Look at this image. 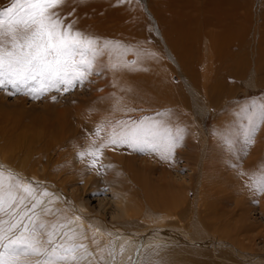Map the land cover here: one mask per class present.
<instances>
[{"label": "rangeland", "instance_id": "1", "mask_svg": "<svg viewBox=\"0 0 264 264\" xmlns=\"http://www.w3.org/2000/svg\"><path fill=\"white\" fill-rule=\"evenodd\" d=\"M239 2L241 5L240 36L244 42L243 59L240 56V60H243L244 67L247 68L246 74L238 79L236 76L228 79L223 78L225 86L220 90L214 89L216 85L213 78V83H210L209 86L214 90H210V92H216L218 96L212 99L204 97L206 94L202 91L204 71L201 62L204 53H206L204 51L207 46L205 43H209L211 49L208 52L212 53V57L218 55L213 52L212 39L207 37L216 36L221 29L216 18L213 17L215 23L202 27L204 33L198 38L201 40L199 49L196 51L197 65L199 64V67L196 65L199 77L198 84H196L198 87H195L196 90L192 89V92L188 90L191 105L186 108L187 110H183L182 124H179V128L183 129V142L184 140L185 142L176 149L172 162H164L159 159L160 163H157L153 160L155 154L133 155L136 163L135 170L140 171L149 165L153 169L148 173L152 181L169 183L171 190L180 197L188 192V200L195 203L199 199H201V205L207 201L202 197L199 198L206 182L214 185L212 188L211 184L208 187L210 188L208 195L216 202L215 211L219 213L217 218H220L221 223L229 222L230 227H233L231 228L234 232L233 237L231 236L229 239L219 237L217 240L221 243L213 246L210 242H207L205 246L203 245L205 242L202 244L200 241L195 242L194 240H192L193 244L187 242L183 244L190 245L192 248L228 249L229 251H223L222 259L215 257L211 259L214 264L264 262V195L254 191L251 186L252 179H250L251 177L257 178L260 171L264 172V121L260 120L258 113L259 106L264 104V67L256 69L257 71L254 69L256 62H259L264 54V0H239ZM82 3L79 8L72 9L73 7L70 6L67 9L70 14L66 19L74 22L76 17L80 19L83 16L80 20H83V25L86 24V28L96 29L101 33L105 31L111 36H115L112 42L118 44L116 47H122L119 50L123 53L117 55L120 58L118 67L110 72L107 70L89 75L82 85L68 93L51 92L43 98L35 100L19 93L9 95L11 89L0 90V148L8 153L14 161L13 163L3 160L0 154V165L4 169L11 170L21 181L31 184L38 193H48V196L54 200L51 207L58 214L74 221H76V216L81 217V220H78L80 221L78 225L86 234L83 243L89 246V250L94 252V256L96 253L93 264H96L97 259L102 260L103 264H118L120 250L112 251V248L105 247V242H102L103 244L99 248L92 244L93 238L97 241L98 235L108 236L111 228L115 231V227L106 224V222L115 221L113 220L114 201L119 198L117 187L113 185L110 188L108 185L110 171L105 172L109 170L112 162L104 151L95 168L88 167L82 171L78 170L81 168L82 160L75 155L66 156L62 161H57L55 157L61 150H52L51 153L44 150L53 129L51 124L57 121L60 117L59 114L67 111L62 115V118H65L70 125L72 124V130L76 129L78 119L82 116L77 112L81 104L83 106L85 101H92L94 97L107 96V91L111 89L112 83L118 84L119 87L130 84L133 74L140 77L144 74L142 77L146 78L148 73L143 71H148L153 75L155 72H159L163 80L169 79L174 85L182 86L185 89L188 84L190 87L195 85L190 74L182 69L184 67L179 64L165 39L166 30L162 27L161 20L167 18L175 23L186 21L189 22L188 25L191 22L195 23L198 18L196 5L203 6L205 0H83ZM8 4L9 0H0V8L6 7ZM198 15L201 16L200 13ZM99 16L101 17L99 18ZM232 19L234 17H229L227 20L225 18V22L231 23ZM65 22L67 23V20ZM196 31L194 30V32ZM194 32L193 30L188 31L186 37L196 35L197 33L194 34ZM92 33L93 31L88 33L89 36H86L99 43V39L96 38L98 35H92ZM181 33V35L184 34V32ZM123 34L130 35V38L125 40ZM106 48L103 46L100 49L105 51ZM240 60L237 58L236 62L241 63ZM215 64L212 62V65ZM193 66L192 62L190 67L193 68ZM250 79L252 80L250 81ZM212 84L214 85L212 86ZM53 96H55V100H53ZM199 105L204 109L202 113L195 110V107ZM173 108L175 106L171 107V109ZM154 110H150L144 115L157 113ZM43 122H47V125ZM192 125L195 135L194 143L190 141L188 133ZM82 126L83 129H86L85 124ZM21 131H25L26 134H22ZM43 133L45 138L43 137L41 142H38V149L42 147L40 150L43 151L39 152L35 149L34 152L30 151L28 147L33 143L31 137ZM82 135H80L81 139L89 136ZM250 135L253 137L251 144L248 143ZM20 137H23L24 141H21ZM201 137H204V140ZM208 140H210L209 147L206 145ZM110 148L112 147L110 146ZM39 156L41 161L36 168H38L40 178L35 179L31 174L29 164H32V157L39 158ZM50 156L56 160L57 167L64 165L67 161L70 165L57 172L54 163L48 162ZM86 161V164L89 165L90 158H86ZM20 162L24 165L23 168L18 165ZM25 166L28 167L25 168ZM43 174H46L47 177H44ZM116 185L118 186V184ZM59 188L64 196L57 192ZM48 219H52V217H48ZM177 220L175 219V222ZM103 221L106 222L103 223ZM133 229L134 231L140 230V228ZM144 230L147 231L146 228ZM177 233L179 234V232ZM213 233L211 231L210 234ZM109 252L113 255L109 256ZM250 252L254 254V259L247 260L244 255ZM187 255L195 257L194 254ZM255 255L257 257L259 255V257L257 258ZM108 257H111V260L107 263ZM155 263L154 261L153 264ZM144 264H150V262Z\"/></svg>", "mask_w": 264, "mask_h": 264}, {"label": "bare ground", "instance_id": "2", "mask_svg": "<svg viewBox=\"0 0 264 264\" xmlns=\"http://www.w3.org/2000/svg\"><path fill=\"white\" fill-rule=\"evenodd\" d=\"M95 2L97 3V1ZM81 3L82 2L79 0H65L64 5L61 6L58 11L60 12L61 16L68 17L70 12L67 11V9L70 8V6L73 7L72 9L75 7L79 8ZM196 6L197 7L195 9L197 10L198 14L200 13L201 16L197 14L198 18L196 19L197 22L195 23L191 22L192 24L190 23L188 25L189 22L186 21L175 23L167 18L161 20L162 27H164L166 30L164 37L173 50L174 53H172L176 56L179 64L184 67L182 69L187 72V74H190L192 81L194 82L193 84L195 85L190 87V84H188L186 89L182 86L178 87V85H174L172 82H170L169 79L163 80L159 72H155L153 75L148 71H143L144 73H148L146 78L142 77L144 74L141 77L137 74H133L130 78V81H132L130 84L119 87L118 84L112 83V87H110L111 89L107 91V96L94 97V99L89 102L84 100V105L82 106L81 104V107L77 109V112L82 116L78 119L79 122L76 124V129L72 130V124L70 125L68 122H66L65 118H62V115L66 114L67 111L59 114L60 117L57 119V121L54 124H51V128L53 129L51 130V135L49 136L50 140L46 149L44 150H46L48 153H51L52 150H61L58 151L57 157H55L57 161H62V159H64L66 156L73 155L81 159L80 153H86L90 148L95 149L107 141L109 134L112 132L113 127L117 125V122H128L129 124H132L141 120H162L172 127L173 130L179 128V124L182 121L181 118L183 110H187L186 108L190 107L191 105L190 96H188V90L192 92V89H197H195V87L197 86L196 84H198L197 81L199 77L196 68L198 63L196 60V51L199 49L201 41L198 38H200L199 36L204 33L202 27L215 23L214 18H216L218 25L221 26L220 32L217 33L216 36L212 35V37L209 36L207 38L210 40L212 39L211 45L213 52L218 55L212 57V53L209 54L208 50L211 49V47L209 43L206 42L205 44L207 46L204 50L206 53H204L205 55L202 57L203 61L201 62L202 70L204 71L202 74V91L204 94H206L204 97L207 96V99L208 97L211 99L217 97L218 94H216V92H210V90L222 89L225 86L223 78L228 79L232 78V76H236L238 79L244 76V74H246L247 68L245 69L243 60H240V56L243 59L242 55L244 42L241 40L242 37L240 36L241 5L239 0H205V4H203V6L201 5L202 7H198L199 5ZM203 7L205 9H202ZM100 17L101 16H99V18ZM229 17H234L235 20L232 19L233 22L231 23L225 22V18L227 20ZM80 19L78 17L75 18V29L82 32L85 36L88 35L89 32L91 33L93 31L92 35H98L96 38L99 39H97L99 43L96 42L94 47L100 54L96 57L92 74H97L104 71L106 72L107 70H109V72L115 70L118 67V63L120 61V58L117 57V55L121 53L120 50L122 49V47H116L118 44H114L112 42L115 39V36H111L110 33L105 31L101 33L96 29L91 30V28H86V24L83 25L84 22ZM66 20L67 23L70 22V20ZM103 26L105 27V25ZM192 30L193 32L194 30H197L194 32V34H197L186 37L187 32ZM181 32H184V34L181 35ZM123 36L125 40L130 38V35L128 34H123ZM123 38L120 37V39ZM104 40L108 41L104 42ZM103 46L104 48L107 47L105 51L100 49L103 48ZM114 47H116V50L113 49ZM237 58H239L241 63L236 62ZM192 62L195 66H193V68L190 67ZM212 62L216 64L212 65ZM198 65L197 67H199ZM263 65L264 54L262 59H260L259 62H256V68L254 69L259 70L261 67H264ZM213 78L215 79L216 85V88L213 87L214 89L209 86L211 85L210 83H213ZM251 80L252 79H250V81ZM213 85L214 84H212V86ZM121 89L123 90L121 91ZM174 106L175 108L171 109V107ZM155 108L159 109L160 111H157ZM154 109L157 111V113L153 115H144L150 110ZM195 110H197L199 113L204 111L201 105L195 107ZM43 124L47 125V122H43ZM83 124L86 125V129H83ZM179 129L183 130L182 128ZM98 130L99 135H96ZM118 130L119 129L117 128V131ZM21 133L24 134L25 131H21ZM188 133L190 136L189 138L191 139L190 141L194 143L195 135L193 131V125L190 126ZM80 135L89 136L81 139ZM43 137L44 133L36 134L35 137H31L33 143H31L28 149H30L32 152H34V149L35 151L42 152L43 150H40L42 147L38 149V142ZM20 139L21 141H24L23 137H20ZM201 139L204 140V137H201ZM184 142L182 140V145ZM206 145L209 147L210 140L206 141ZM111 147L112 148L109 146L103 150L105 155L108 156L112 162L111 166H109V170L105 172L107 173L110 171V173H108L110 176L108 185H110V188L113 185L117 187L119 198L114 201L115 211L113 220L115 221H111V223L103 221V223L106 222L108 226L115 227V231L111 228L109 230L108 236L98 235L97 242L100 245L103 244L102 242H105V247H110V249L112 248V251L114 252L116 250H120L118 253V256H120L118 264H125L126 262H128V264H144L145 262H150V264H153L154 261L156 262L155 264H175L182 262L184 264H214L211 262L212 258L215 257L222 259L225 250L229 251L228 249H202L192 248L190 245H183L185 242L188 244H193L192 240L195 242L200 241L201 243L205 242L204 244L202 243L205 246L207 242H210L212 246L214 244L219 245L221 243L217 240L219 237L229 239L234 234V232L231 230L233 227H230L229 222L221 223L220 218H217L219 213L215 211L216 202L213 201L212 197L208 195V190L210 189L208 187H210L211 183L206 182L203 192H201V195L199 194V198L202 197L205 201H207L201 205V199H199L196 201V204L195 202L188 200V192L180 197L177 193L171 190L172 188L169 186V183H165L164 181H152L148 176V173L153 169H151L149 165L148 167H143V169L140 171L135 170L136 163L133 155L142 153L133 152L132 149L128 148L126 145H112ZM0 154L3 160L14 163L13 159L8 155V153H5L1 148ZM155 155L156 156L153 158V160L157 163H160L158 162V155ZM53 158L50 156L48 158V162L54 163V168L57 170V172L60 169L66 168L70 165V163L67 161L68 163L65 162L64 165L57 167L55 164L56 160ZM86 158H88V156H85L83 159H81L82 162L80 164L81 168L79 167L80 169H78L79 171L85 170L89 167V165L86 164ZM32 160V164H29L31 174L35 179L40 178V173L38 172V168H36V166L41 161L40 156L39 158L32 157ZM18 165H20L22 168L24 167L22 162H20ZM27 167L28 166H25V168ZM262 172L263 171L259 172L257 179L260 177ZM43 176L47 177L46 174H43ZM116 184H118V186ZM212 186L214 185L211 184V188ZM57 192H60V188ZM59 194L63 195L62 192ZM175 219L178 220L175 222ZM75 222L77 225L80 224V221ZM121 222L123 223L121 224ZM176 225H179V227L177 228ZM133 228H140V230L134 231ZM143 228H146L147 231H145ZM211 231L214 233L210 234ZM177 232H179V234ZM207 246L211 247L210 245ZM187 254H194L195 257H190ZM253 255L254 254L250 252L244 255V258L247 260H251V258L254 259ZM110 260L111 257H108L106 262L108 263ZM244 264L248 263L245 262ZM250 264H264V262Z\"/></svg>", "mask_w": 264, "mask_h": 264}, {"label": "snow or ice", "instance_id": "3", "mask_svg": "<svg viewBox=\"0 0 264 264\" xmlns=\"http://www.w3.org/2000/svg\"><path fill=\"white\" fill-rule=\"evenodd\" d=\"M64 3L9 0L0 8V90L35 100L51 92L68 93L92 74L100 54L96 41L76 30L74 22H65L58 11ZM258 113L264 121V104ZM182 140V130L162 120L117 122L105 143L80 153V158L90 157L89 167L95 168L105 148L126 145L133 152L155 153L161 161L172 162ZM252 142L250 135L248 143ZM250 179L254 191L264 195V172ZM53 204L48 193H38L0 165V264H93L95 256L83 243V229L58 214ZM92 243L100 247L95 238ZM96 264L103 261L97 259Z\"/></svg>", "mask_w": 264, "mask_h": 264}]
</instances>
